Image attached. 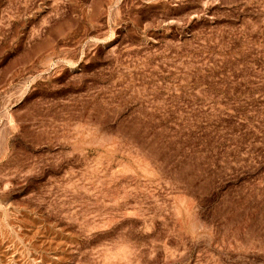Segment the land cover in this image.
<instances>
[{
  "label": "rangeland",
  "instance_id": "rangeland-1",
  "mask_svg": "<svg viewBox=\"0 0 264 264\" xmlns=\"http://www.w3.org/2000/svg\"><path fill=\"white\" fill-rule=\"evenodd\" d=\"M0 264H264V0H0Z\"/></svg>",
  "mask_w": 264,
  "mask_h": 264
}]
</instances>
